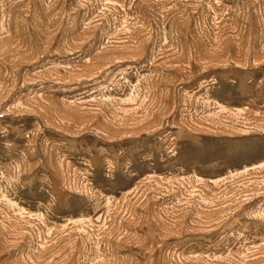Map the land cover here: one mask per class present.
I'll use <instances>...</instances> for the list:
<instances>
[{
    "label": "rangeland",
    "instance_id": "374dc122",
    "mask_svg": "<svg viewBox=\"0 0 264 264\" xmlns=\"http://www.w3.org/2000/svg\"><path fill=\"white\" fill-rule=\"evenodd\" d=\"M0 264H264V0H0Z\"/></svg>",
    "mask_w": 264,
    "mask_h": 264
}]
</instances>
